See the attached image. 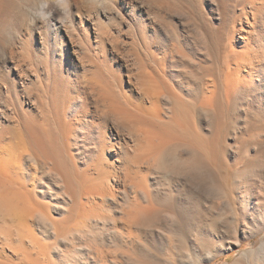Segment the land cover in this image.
<instances>
[{
  "label": "rangeland",
  "instance_id": "obj_1",
  "mask_svg": "<svg viewBox=\"0 0 264 264\" xmlns=\"http://www.w3.org/2000/svg\"><path fill=\"white\" fill-rule=\"evenodd\" d=\"M37 1L0 0V137L15 129L26 141L24 128L30 119L44 126L55 120L58 110L74 127L67 140L78 170L73 166L72 172L85 171L91 178L97 176L99 132L117 141L115 149L106 151L107 164L113 167H103L111 176L112 193L90 195L91 183L84 184L63 215L56 205L62 196L52 181L54 172L39 157L31 162L28 156L34 151L26 145L11 151L23 174L13 187L27 192L36 186V208L56 221L57 235L43 237L34 231L44 255L39 264H73L77 259L159 264L168 253L169 238L178 247L171 249L175 258V250L185 247L204 258L196 264H264L257 252L264 249V0H79V9L74 6L62 17L35 24ZM244 53L254 59L255 68H242L243 86L226 95L223 74ZM139 73L158 81L174 99L177 114L189 112L181 115L187 124L177 115V127L187 125L180 129L190 130L191 138L189 132V140L181 136L190 145L178 138L186 132L179 129L177 138L185 143L180 145L173 135L174 158L167 157V166L164 162L156 167L148 160L130 164L126 154L134 157L142 150L128 143L127 128L115 129L114 118L102 116L106 110L100 97L105 95L132 110L149 106L135 90L141 87ZM211 89L224 94L215 97L214 110L219 111L206 116L197 106ZM211 136L217 138L219 153L213 174L182 172L194 162L189 149L203 144L202 150L196 149L209 150ZM8 153L1 151L0 159H9ZM137 184L145 185L143 191ZM171 201L180 204V224L172 220ZM131 205L154 210L127 226L123 213ZM6 240L0 233V264H25L15 254L18 246Z\"/></svg>",
  "mask_w": 264,
  "mask_h": 264
},
{
  "label": "bare ground",
  "instance_id": "obj_2",
  "mask_svg": "<svg viewBox=\"0 0 264 264\" xmlns=\"http://www.w3.org/2000/svg\"><path fill=\"white\" fill-rule=\"evenodd\" d=\"M37 2L38 3L35 5V8H34L36 12L32 15L33 22L35 24L44 18L51 19L55 17H62L64 13L70 12L71 10H73L74 6H76L78 9L79 7H81L79 0H75V1L74 0H52V1L39 0ZM230 53H232L231 50H230ZM226 54H228V52ZM233 54H236V52ZM245 54L246 53H244V56ZM237 56H239V54ZM246 56L244 58L239 57L240 58L239 63L237 62L232 63V66L227 65L228 66L227 70L225 74H223V77H224V83H223L224 89L223 90L226 93V95L234 92L237 88L243 86L244 77L242 79V76H240L241 74L240 72L242 71V68L247 67V68H250L251 70L255 68L254 66L255 63L253 62L254 59L250 56H247V57ZM128 81L133 85L132 77H128ZM138 83L141 85V87H138V90L136 89L134 85L133 86L135 87L136 92L140 94L139 98L141 102L143 104L147 103L149 104V106L141 105L136 110H132L128 108L123 101L121 102L119 100H116L111 95H105L103 97L102 96L100 97L103 107L106 110V114L104 113L105 115H102V116L105 119L107 117L108 120H110V117L114 118V120L112 121L114 125L112 126L115 129H117L118 126L120 128H127V138L129 139L128 143L133 144L134 146H137L140 151L142 150L141 153L139 152L137 156H134V157H128V154H126L125 159L128 158V162L130 164H131V161L134 163L138 162L137 164H134L138 166L139 162L141 163V160H145V161L148 160V162L151 161L152 164L154 166L156 165L157 167L158 165L159 166L162 165L166 161L167 157H172L173 154H172V150L170 147L171 145H173V142H175V140L178 139L179 137L184 139V137L181 136V134H184L185 137L188 135V137L191 138L190 136L191 132H189L190 130L186 131L184 129L186 132L180 131V130L184 131L183 129H180V128H183L187 124L186 123L187 121L184 120L185 118L181 116V115L184 116L183 113H185L187 110L185 109V111H182L183 113H181V111L178 112V114L180 113L178 118L179 117L183 118V120L181 119L182 122L185 121L186 123V124L183 123L184 124L183 126L182 122L180 121L181 126L183 127L179 126V129H180L179 130L177 127L178 124H180V123L177 124V119H178L177 118L178 114L176 111L177 109L174 106H172L174 99L172 101L170 97H167L162 90V86L159 85L158 81H155V79H153L148 74L145 75L143 73H139ZM204 88H207V87L205 86ZM218 93L220 92H217L215 95V91L213 89L209 90L207 95H204L205 94L204 93L203 95L205 96V98L204 96H202L204 98L203 100L204 103L200 101L201 104L199 106L200 102L198 103L199 107L197 106V110H201L205 112L206 116L207 114L214 115L213 112L215 111H216L215 113H217V111L219 110L218 109L214 110V109L216 107L215 97L217 96ZM222 93L223 92H221L220 95ZM223 97H225V95H223ZM223 97L222 98L220 97V99H225ZM223 102L222 103L217 102V103L223 105ZM222 105H218V106L222 107ZM186 113L188 114L189 112L187 111ZM180 118L178 119V121L180 120ZM54 119L55 120L53 122L49 120L46 121L45 123L46 125L43 124L44 126L38 125L34 123L36 122L34 119H30V122H32L33 124H31L30 122H27L24 128V137L26 141L22 139V136L19 133V131L15 129L8 132L7 135H2L0 137V152L8 151L9 152L8 154L10 155L9 159H4V158L0 159V233L4 237L7 238L6 240L7 243H10V244L13 243L18 246L19 249L15 250V254L17 257H20L19 260L25 264L26 263L27 264H39L40 260H44V257H43L44 255L42 253V249L40 248V244L38 242L39 239L36 238V235L34 234L35 230L37 231L36 232L37 235H42L43 237L46 236L45 235L46 233L47 235H57L58 232L56 229V221L49 219V217L45 213H43L42 211H39V209H37L35 206L40 203L35 193V190H37L36 186H33V189L27 192H22L19 189H16L13 187L12 182L19 184V180L22 179L23 174L21 171V167L18 165L17 158L12 152H17L19 149L20 150L26 149V146H27L29 150L34 151L33 155L28 156L31 162H33L32 161L33 159L39 157L41 162L47 168V170H50L49 172L51 171L54 172V177H56V179L54 178L52 179V181L54 180L55 184H57V187H58L57 192L62 196L61 202H59L58 204L56 203V205H60V208L58 209L60 215H63L68 212L69 203L70 202L74 203L75 201L74 199H76L75 197L78 196L79 194L78 192L79 188H81L82 185L84 184L91 183V188L94 191H92L91 193L88 192L90 195L98 194L100 196H106V195L111 194L113 191L112 183L108 179V177H111V176L109 175L107 171L103 169V167L105 165L108 167H113L111 166L112 163L107 164L109 163V160H107L106 158L107 157L106 151L107 149H115L117 141H114V142H111L110 140L108 141L106 139L105 133L99 132L100 133L99 134L100 148L96 156L97 159L95 163V167L97 170V176L95 178H91L87 174H85V171L78 172L77 174H75V172L78 171L75 165L76 161L74 160V157L69 153L70 144L67 142V140L70 138L69 133L74 129V127L72 124H67V122L64 121L62 115H60L58 110L54 116ZM174 128L178 130L176 131ZM184 128L187 129V127H184ZM172 130L175 133L178 131L179 132L177 133V135H175V133L173 134ZM116 132L118 134H122V132L120 131H116ZM187 132H189V134H187ZM117 133H116V137L118 136ZM185 133L187 135H185ZM173 135L176 137V139ZM213 136L210 137L211 141H208V144L210 143L208 145L210 147L209 150L208 148L205 149L206 148L205 147L204 151H202L203 154L202 152H200V150H202L200 149V147L203 144H201L199 141H197V145L201 144L200 146H197V147L193 146V147L200 149L199 151L196 148L189 149L190 150L189 154L194 157V162L188 166H183L181 169L182 172L191 173L194 175L200 174L201 176L204 173L213 174L214 169H215L214 166L216 164L215 159L217 158V157L215 158V154L217 153V151H216V145H215V140H214L217 138L216 137L214 138ZM188 137L186 138L189 140ZM172 139L173 140L175 139V140L173 141ZM179 140L180 139H178L177 141L180 143V145L186 142L185 139H184L185 142L181 140L179 141ZM5 141H7L6 149L3 147V143ZM195 141L196 140L191 142V145ZM101 142H102V145H101ZM186 144L190 145L187 142ZM204 146L205 145H203V147ZM126 147L127 146H124V148ZM205 150L208 151L209 156L206 155L207 152ZM204 152H206L205 155L208 158H206V156L204 155ZM165 163L167 166L168 162H165ZM73 166L75 168L74 173L72 172ZM29 174L31 176L33 175L32 172H30ZM12 177H14L16 180L13 181ZM188 177L190 178V176ZM112 178H114L112 181L117 182L119 176L117 177L114 175ZM143 179L144 178L140 179L139 181L143 182L144 181ZM29 181L33 183V178H30ZM137 185H141V184H137ZM141 187H140L141 191H143L145 185H141ZM46 189L49 191V188L46 187ZM43 192H44L43 190L40 191V193H43ZM88 193H86V195H88ZM89 198L90 197H88V199ZM179 205L180 204L178 202L171 201L169 202V206H168L170 207L169 209H171L172 220L175 224H180V222L183 220L182 217H180L177 212ZM135 207L136 206L129 207L130 209H128L127 211L123 213L124 221H125L124 224L127 226H130L131 223H134V221L139 220V217L143 215L144 212H145L144 214L146 213L149 214V212L154 210V208L144 207L140 211L136 209ZM137 208H140V206H137ZM255 212H257L256 209L254 210V213ZM243 213L244 215H247L248 210H245L244 208ZM70 231L78 232V229L71 228ZM116 231H115V234H120V233H117ZM171 239L172 238H169L168 240L169 242L167 244L168 253L162 260H158L159 264H196L195 260L204 259V258H201L198 255V253L191 252V251L189 252L187 249H185V247H182V246H181L182 249L184 248L185 250L184 249L182 250L180 248H179L180 251L178 249L175 250V252L176 251L179 252L178 257L176 256L175 258L173 256L174 254L171 249H175L178 247L175 246V244L172 242L173 240ZM201 245L203 246L204 244H201ZM207 246L205 248L211 247V246L209 247ZM210 252L207 254L210 255L211 253H213V252L211 253ZM257 252L260 253V261H264L263 247H261L259 251ZM204 256L206 255L204 254ZM81 261L77 259L75 260L73 264H90L89 262H81ZM92 261H93L92 262L93 264H98L97 261H94L93 259Z\"/></svg>",
  "mask_w": 264,
  "mask_h": 264
}]
</instances>
